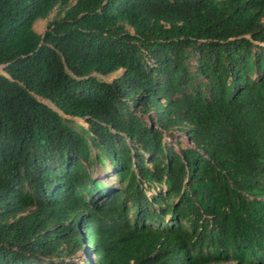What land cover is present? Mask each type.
<instances>
[{"label": "trees", "instance_id": "obj_1", "mask_svg": "<svg viewBox=\"0 0 264 264\" xmlns=\"http://www.w3.org/2000/svg\"><path fill=\"white\" fill-rule=\"evenodd\" d=\"M0 65V264H264V0H0Z\"/></svg>", "mask_w": 264, "mask_h": 264}, {"label": "rangeland", "instance_id": "obj_2", "mask_svg": "<svg viewBox=\"0 0 264 264\" xmlns=\"http://www.w3.org/2000/svg\"><path fill=\"white\" fill-rule=\"evenodd\" d=\"M56 11H57V10H55L53 13H51V14L49 15V17L46 18V19H39V20L36 22L35 26H34L35 30H36L37 32H39V33H43V32L46 30V28H47L48 22H49L50 20H52V19L56 16ZM0 72H2V73L4 72V65H0ZM119 73H120V71H118V72H116V73H113V74H111V75H109V76H106V77H104V79H105V80H111L113 77H115V76L118 75ZM71 118H72L74 121H76L78 124L83 125V126H86V123H85V121H84L83 119H81V118H73V117H71ZM79 262L82 263L81 260H79Z\"/></svg>", "mask_w": 264, "mask_h": 264}]
</instances>
